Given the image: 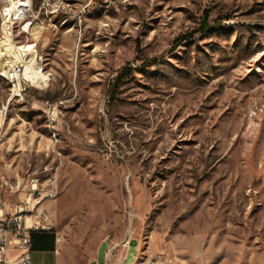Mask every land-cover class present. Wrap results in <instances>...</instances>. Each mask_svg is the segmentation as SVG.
I'll list each match as a JSON object with an SVG mask.
<instances>
[{"label": "rangeland", "instance_id": "1", "mask_svg": "<svg viewBox=\"0 0 264 264\" xmlns=\"http://www.w3.org/2000/svg\"><path fill=\"white\" fill-rule=\"evenodd\" d=\"M19 1L0 0V40L33 46L50 81L15 98L0 75V174L57 179L60 264L129 242L125 264L137 244L264 264V0H24L15 20Z\"/></svg>", "mask_w": 264, "mask_h": 264}, {"label": "built area", "instance_id": "2", "mask_svg": "<svg viewBox=\"0 0 264 264\" xmlns=\"http://www.w3.org/2000/svg\"><path fill=\"white\" fill-rule=\"evenodd\" d=\"M21 18H16L18 20ZM11 24V23H10ZM6 33L11 32V26L6 25ZM17 48V47H16ZM4 72L7 79L12 81V90L15 98H22L27 81L23 75L21 48H11ZM21 53V54H20ZM42 70V67H41ZM44 71V70H43ZM48 120L53 123L56 116L55 109H49ZM6 113L4 103L0 102V117ZM2 154L0 149V163ZM4 192L13 195L24 194L18 202L8 201ZM57 179L47 177L43 182L38 179L25 180L18 175L11 180L0 176V264H32L33 242L32 233L52 231L47 224L48 215L40 210L42 202L57 196ZM150 264H173L170 260H152Z\"/></svg>", "mask_w": 264, "mask_h": 264}, {"label": "crops", "instance_id": "3", "mask_svg": "<svg viewBox=\"0 0 264 264\" xmlns=\"http://www.w3.org/2000/svg\"><path fill=\"white\" fill-rule=\"evenodd\" d=\"M19 176L22 179L24 177L20 176L18 173H14L11 177H6L3 174L0 176H4L8 179H15L16 176ZM29 180V179H27ZM4 197L7 198H16V202L24 197V194L13 195L9 192H4ZM12 202H14L12 200ZM40 210L44 211V203L40 206ZM33 254H32V264H60V255H59V246H58V238L55 236L53 231L45 232V233H37L33 235ZM132 242H129L125 249L116 248L115 250H110L108 247L104 252L103 260L98 258V252L96 256L92 259L89 264H125L128 260V250ZM139 245L137 244V253L134 255L133 260L130 264H150L153 259H145L139 260Z\"/></svg>", "mask_w": 264, "mask_h": 264}, {"label": "bare ground", "instance_id": "4", "mask_svg": "<svg viewBox=\"0 0 264 264\" xmlns=\"http://www.w3.org/2000/svg\"><path fill=\"white\" fill-rule=\"evenodd\" d=\"M27 3H25L24 0H21L13 5L11 8V12H13L14 15H17L18 18H24L27 14L26 12ZM24 13V14H23ZM31 21L26 22L24 24L25 32L29 34L30 28H31ZM0 44L5 47L6 52L8 53L7 56H11L12 53L9 51L11 48L22 49V56H28L26 60H22V66H23V75L24 78L32 82L33 84L44 87L47 86L48 82L50 81V77H48L43 70H41L40 65L38 64V56L36 51L33 49V46L28 47H15L9 38H4L0 40ZM21 54V53H20ZM30 54V55H29ZM6 56V57H7ZM4 72V70L2 71ZM5 80L9 82L12 86L11 79H7L5 75H1Z\"/></svg>", "mask_w": 264, "mask_h": 264}, {"label": "trees", "instance_id": "5", "mask_svg": "<svg viewBox=\"0 0 264 264\" xmlns=\"http://www.w3.org/2000/svg\"><path fill=\"white\" fill-rule=\"evenodd\" d=\"M209 27H208V25H205L204 27H203V29L202 30H207ZM191 37V35H181V36H179L177 39H176V43H179V42H182V41H185V40H187V39H189ZM46 231H40V232H33L32 233V241H33V235L34 234H37V233H45ZM33 247H34V244H33Z\"/></svg>", "mask_w": 264, "mask_h": 264}]
</instances>
